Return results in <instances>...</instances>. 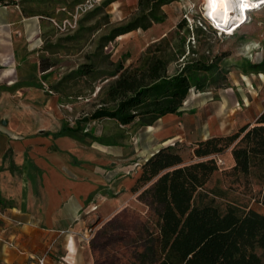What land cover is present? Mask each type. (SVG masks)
I'll return each mask as SVG.
<instances>
[{
  "label": "rangeland",
  "instance_id": "374dc122",
  "mask_svg": "<svg viewBox=\"0 0 264 264\" xmlns=\"http://www.w3.org/2000/svg\"><path fill=\"white\" fill-rule=\"evenodd\" d=\"M137 1L2 0L1 5H17L27 18L26 22L30 23L31 19L37 34L32 45L16 43L15 34L0 27V169L19 176L12 159L15 146L11 147L9 140L22 142L26 133L15 135L10 132V125H28L26 132L36 125L44 128L76 127L78 119L88 117L100 105L113 79L125 69L145 66L154 44L165 36L169 48L175 52V60L167 66L169 75L177 73L187 62L200 60L215 64L207 72H197L202 77L204 75L206 81L202 88L191 87L188 90L180 108L179 113H183L185 125L189 126L186 138L179 134L169 140L162 139L166 140L164 146H173L174 151L180 154L182 164L212 157L216 159L218 169L199 188L198 191L204 195H196L195 204L211 201L224 210L233 201L241 209L251 208L264 214V204L260 200L263 197L260 191L262 183L251 176L246 184L245 178L240 176L236 179V176L228 174L232 166L231 148L236 141L220 152L199 155L224 143L217 141L201 145V141L225 137L243 125H253L264 110V4L251 5L246 10L247 19L228 34L205 16L204 0H171L162 6L165 16L162 22L153 23L146 30L138 28L118 36L109 45L107 43L108 47H102L101 37L127 23L137 10ZM179 23L181 26L178 28ZM84 66L89 67L88 74H83ZM120 67V71L111 76ZM19 87H28L29 90L17 92L21 91L17 90ZM51 96L55 97L54 102H49ZM51 103L53 106H48ZM211 116L217 119L213 118V121L219 124V133L212 131ZM80 121H83V128L73 134H81L77 139L85 150L91 145L100 147L108 142L113 144L112 147L109 145L108 151L117 155L128 133V146H124L128 157L124 152L123 160L115 158L114 165L118 167L116 163H128L130 174H135L144 158L148 159L159 149L154 151L161 140V129L144 128L142 120L128 123L124 130L109 118ZM71 151L83 158L91 156L87 150L73 148ZM211 189L223 190L225 194L215 196L209 192ZM0 202V264L8 263L3 258L10 256L14 259L13 264H29L26 256L28 246L16 238L15 230L10 228L13 224L21 227L24 222L11 219L10 214H5L7 202ZM127 209L129 213L135 210L141 215L146 210L139 204H131ZM107 220L102 221L96 212L84 214L83 219L79 217V224L72 233L75 235L76 264H94L90 242L96 230ZM57 239L53 238L37 259L44 258L46 264L50 251L57 249L54 253L59 257L50 255L56 264L58 261L64 264L71 261L72 252L67 254L63 246L56 245ZM257 251L264 262V251Z\"/></svg>",
  "mask_w": 264,
  "mask_h": 264
},
{
  "label": "trees",
  "instance_id": "16d2710c",
  "mask_svg": "<svg viewBox=\"0 0 264 264\" xmlns=\"http://www.w3.org/2000/svg\"><path fill=\"white\" fill-rule=\"evenodd\" d=\"M170 1L138 0L131 19L101 37V46L135 29L146 30L162 22V6ZM180 26L179 23L177 27ZM156 42L145 66L121 71L88 117L78 119L76 127L63 126L56 135L81 130L80 120L109 118L125 125L138 119L147 126L164 115L179 113L188 90L200 89L206 81L197 72H207L215 64L187 62L169 75L167 66L175 60V52L169 48L167 37ZM82 72L88 74L89 67L84 66ZM217 141L224 143L199 155L220 152L236 141L231 148L228 174L245 178L246 184L251 176L262 183L260 200L264 204V110L253 125H243L231 135L210 137L200 143ZM216 162L212 157L182 164L173 146H163L153 153L141 164L131 187L139 205L146 208L144 215L135 210L129 213L127 206L96 230L90 242L94 264H264L257 251H264V214L241 209L233 201L224 210L211 201L195 204L196 195H204L199 188L218 169ZM209 192L221 197L225 194L220 189Z\"/></svg>",
  "mask_w": 264,
  "mask_h": 264
},
{
  "label": "crops",
  "instance_id": "0c3cea01",
  "mask_svg": "<svg viewBox=\"0 0 264 264\" xmlns=\"http://www.w3.org/2000/svg\"><path fill=\"white\" fill-rule=\"evenodd\" d=\"M26 21L27 18L17 5L5 6L0 3V27L15 34L16 43L32 45L37 31L31 19L30 23ZM17 90L27 92L29 89L19 87ZM53 98L55 97L51 96L49 102H54ZM51 105L53 106V103L48 106ZM183 117V113L167 114L152 125L143 127H159L161 140H169L179 134L186 138L189 131L186 129L189 126L185 125ZM213 118L216 119L214 116L209 119L213 125L212 131L219 133V124L215 122L217 119L213 121ZM41 126L43 125H36L33 130L26 132L28 125H10L11 133L16 135L23 132L26 135L19 143L15 139L9 140L11 147L15 146L12 159L19 176H12L11 173L0 169V200L7 202L5 214H10L11 219H21L24 222L21 227L13 224L10 228L15 230L14 236L28 246L26 256L29 264H36L37 258L43 255L50 241L56 237L59 238L56 245L63 246L67 254L72 252L69 257L71 261H66V264H76L75 235L72 233H75L79 224V217L82 216L83 219L84 214L96 212L100 219L105 221L120 209L139 204L131 187L140 167L134 171L135 174H130L128 163H116L118 167L114 165L115 158L121 157V161L123 160L124 152L128 157L124 149V146H128L127 132L117 155H114V151H108L109 145L112 147L113 144L107 142L100 147H97L98 144L89 146L86 150L91 156L86 159L80 154L70 153L73 148L86 151L77 139L81 134L56 135L65 125L52 128ZM120 127L124 130L128 128V124ZM161 140L154 147V151L166 144V140ZM145 160L146 157L143 161ZM62 232L65 234H61ZM54 250L50 251L46 264H56V260L50 257H59L54 253L57 249ZM3 259L8 262L5 264H13L14 259L11 256ZM58 264L64 263L58 261Z\"/></svg>",
  "mask_w": 264,
  "mask_h": 264
},
{
  "label": "bare ground",
  "instance_id": "6f19581e",
  "mask_svg": "<svg viewBox=\"0 0 264 264\" xmlns=\"http://www.w3.org/2000/svg\"><path fill=\"white\" fill-rule=\"evenodd\" d=\"M258 3L264 4V0H204V14L221 30L231 34L247 19L246 8Z\"/></svg>",
  "mask_w": 264,
  "mask_h": 264
},
{
  "label": "built area",
  "instance_id": "2783aa9c",
  "mask_svg": "<svg viewBox=\"0 0 264 264\" xmlns=\"http://www.w3.org/2000/svg\"><path fill=\"white\" fill-rule=\"evenodd\" d=\"M38 264H44V258L37 259Z\"/></svg>",
  "mask_w": 264,
  "mask_h": 264
}]
</instances>
